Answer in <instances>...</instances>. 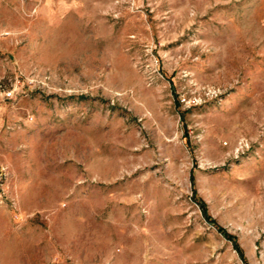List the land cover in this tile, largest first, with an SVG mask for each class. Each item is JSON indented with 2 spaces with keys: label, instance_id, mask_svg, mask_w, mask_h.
<instances>
[{
  "label": "rangeland",
  "instance_id": "obj_1",
  "mask_svg": "<svg viewBox=\"0 0 264 264\" xmlns=\"http://www.w3.org/2000/svg\"><path fill=\"white\" fill-rule=\"evenodd\" d=\"M0 264H264V0H0Z\"/></svg>",
  "mask_w": 264,
  "mask_h": 264
},
{
  "label": "trees",
  "instance_id": "obj_2",
  "mask_svg": "<svg viewBox=\"0 0 264 264\" xmlns=\"http://www.w3.org/2000/svg\"><path fill=\"white\" fill-rule=\"evenodd\" d=\"M221 231L224 233L223 229H221ZM225 234H226V233H225ZM236 248H237V250H239L238 247H236ZM238 252H239V251H238Z\"/></svg>",
  "mask_w": 264,
  "mask_h": 264
}]
</instances>
